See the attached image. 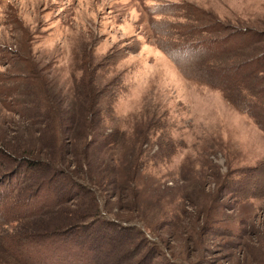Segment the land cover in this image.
Here are the masks:
<instances>
[{
  "label": "rangeland",
  "instance_id": "rangeland-1",
  "mask_svg": "<svg viewBox=\"0 0 264 264\" xmlns=\"http://www.w3.org/2000/svg\"><path fill=\"white\" fill-rule=\"evenodd\" d=\"M250 92L264 0H0V264H264Z\"/></svg>",
  "mask_w": 264,
  "mask_h": 264
},
{
  "label": "trees",
  "instance_id": "trees-1",
  "mask_svg": "<svg viewBox=\"0 0 264 264\" xmlns=\"http://www.w3.org/2000/svg\"><path fill=\"white\" fill-rule=\"evenodd\" d=\"M230 84H231V86H233V88H235L236 86L237 87H240V88H238V89H241V87H242V85L241 84H239L238 82H229ZM242 88H244V87H242ZM239 96L241 97V99H243V100H249L247 103L248 104H252V101L251 100H253V101H255L258 105H259V107H261V108H258V110H260V111H262V112H264V108H262V105H261V100H260V98L259 97H257L256 95H254L253 93H245V94H239ZM251 101V102H250ZM247 107V106H246ZM248 112H246V114H247Z\"/></svg>",
  "mask_w": 264,
  "mask_h": 264
}]
</instances>
